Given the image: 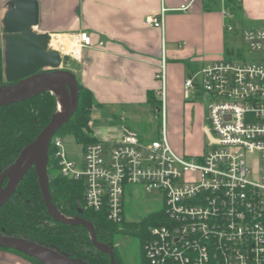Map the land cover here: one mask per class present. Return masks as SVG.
Here are the masks:
<instances>
[{"label":"built area","instance_id":"built-area-1","mask_svg":"<svg viewBox=\"0 0 264 264\" xmlns=\"http://www.w3.org/2000/svg\"><path fill=\"white\" fill-rule=\"evenodd\" d=\"M164 12L148 23L163 28ZM225 15L230 18L225 30L232 33V16ZM74 39L94 48L87 32ZM242 41L251 52L264 53V30L245 29ZM166 65L163 54L156 92L160 140L146 142L123 127L115 143L85 146L77 169L54 137L59 174L85 180V209L105 211L113 223L124 218L127 187L142 185L162 195L166 223L151 230L146 264H264V66L226 55L192 73L185 95L207 100L209 143L200 157H184L168 137ZM249 154L260 157L258 179L248 166Z\"/></svg>","mask_w":264,"mask_h":264},{"label":"crops","instance_id":"crops-1","mask_svg":"<svg viewBox=\"0 0 264 264\" xmlns=\"http://www.w3.org/2000/svg\"><path fill=\"white\" fill-rule=\"evenodd\" d=\"M10 1L0 0L3 53L4 18ZM37 1L40 17L34 29L36 33L74 39L81 32H87L92 37L94 48L79 45L78 51L68 54L72 56L69 64L74 67L69 69L91 91L96 108H107L117 121L113 133L107 137L117 138L115 142L123 127L138 133L131 123L135 124L141 111L155 115L156 110L148 100L153 97L159 102L156 92L161 89V82L157 75L163 54L167 63V113L170 109L173 127L184 135L187 128L198 127L194 123L197 106L185 95L187 79L193 72L234 52L231 46L238 48L230 44L229 35L234 41H242L243 30H264V0H239L238 9L231 15L235 23L232 33L225 30V24L230 21L225 13L230 12L223 0ZM184 6L186 9L182 10ZM163 10V28L148 23ZM100 43L104 45L100 47ZM205 128L202 126L199 130L202 148L195 149L192 156L170 143L172 149L180 156L200 157L205 152ZM93 134L102 144H109L107 139L103 142L94 131ZM0 264L27 263L16 254L0 250Z\"/></svg>","mask_w":264,"mask_h":264},{"label":"trees","instance_id":"trees-1","mask_svg":"<svg viewBox=\"0 0 264 264\" xmlns=\"http://www.w3.org/2000/svg\"><path fill=\"white\" fill-rule=\"evenodd\" d=\"M223 2L231 15L238 9L239 0H223ZM226 55L234 56V52H228ZM241 55L238 54L237 57ZM68 65L69 60L66 58L63 69L71 72ZM5 84H14V82H8L4 77L3 49L0 47V88ZM79 87L78 110L59 132L74 135L85 148L89 144L99 142L91 127L96 105L91 91L80 83ZM148 101L152 102L153 109L159 111L160 106L156 107L159 102L155 98L153 100V97H150ZM58 110L59 101L51 92L0 108V174L17 160L23 149L36 140ZM48 175L52 202L58 212L66 218H80L91 223L98 242L113 250L118 264L125 263L115 247L117 237L129 236L137 239L144 252V247L151 237V230L166 223L163 209L139 222H127L123 218L120 223L109 221L105 211L95 212L85 209V180L75 181L60 176L59 161L53 141L49 149ZM0 234L22 238L51 248L79 264H111L109 254L95 247L87 228L58 222L48 213L35 169L25 176L15 194L0 210ZM0 250L20 255L28 264H41L15 250L6 248ZM142 264H146L145 256Z\"/></svg>","mask_w":264,"mask_h":264},{"label":"water","instance_id":"water-1","mask_svg":"<svg viewBox=\"0 0 264 264\" xmlns=\"http://www.w3.org/2000/svg\"><path fill=\"white\" fill-rule=\"evenodd\" d=\"M39 17L37 0H12L7 5L4 18V77L16 84L0 88V108L51 92L58 101H62V109L59 107L36 140L23 149L17 160L0 174V210L15 194L25 176L35 169L48 213L53 219L87 228L95 247L109 254L111 264H118L113 250L98 242L91 223L80 218L64 217L52 202L48 175L49 149L53 138L77 112L80 87L75 74L63 69L62 54L50 49L51 36L34 31L39 25ZM0 248L15 250L41 264H79L51 248L22 238L0 234Z\"/></svg>","mask_w":264,"mask_h":264},{"label":"rangeland","instance_id":"rangeland-1","mask_svg":"<svg viewBox=\"0 0 264 264\" xmlns=\"http://www.w3.org/2000/svg\"><path fill=\"white\" fill-rule=\"evenodd\" d=\"M232 23L235 24L234 21ZM229 36V38L231 39L230 44L236 46L238 45V48H236L235 46H231V49L235 48L234 56L231 57L239 62H257L261 63L264 66V53L251 52L248 46L243 41H234L232 40L234 37L232 35ZM238 54L242 55L240 57H237ZM62 56L64 57V60L68 58L69 62H71L72 56L66 54H62ZM68 68L73 69L74 67L72 66V64H69ZM188 101H190V103L196 104L197 106V108L194 109V123L195 126L198 125L197 129H191V127L187 128L186 133L184 135H181L179 132L180 129H176L173 127L172 123L174 120L172 119V112L169 109V113H167L169 121L168 136L173 147L175 145L177 149H181L186 155L192 156V152L195 151V149L201 150L202 148V141L200 138L201 134L199 132L200 128L202 126H209L208 102L205 97L195 95H191ZM157 106L159 108L160 103H157L156 107ZM109 112L110 110H107V108H94L92 117V129L101 140H104L103 142H105L107 139V142L111 144V142H115L114 140H116L117 138L107 137L109 136V134L113 133L112 129L113 127H115L117 121H115V119L110 115ZM161 117L162 114H160V112L157 110L155 115H152L147 111H141L137 116V121H134L135 124L131 123V125H133V127L139 133L141 139H143L144 141L152 142L154 140H160ZM196 133L198 134V136H196ZM204 134L205 135L203 138V142L205 143L206 141L205 148L207 149L209 138L206 133ZM56 137H59L62 140L64 151L67 153V159L69 161L75 162L77 169H79L84 159L85 151L83 145L80 144L77 141L76 137L72 134L59 132ZM106 150H109V147H106ZM248 166L253 173V177L255 179H258L260 175V157L258 155L254 156L249 154ZM50 174L52 175L53 173L51 172ZM163 208L164 202L160 193H147L142 185L129 186L126 188L124 197V218L127 222H139L148 215L156 213ZM115 247L125 264H142L145 254L137 239L129 236H119L115 240ZM20 257L27 263V260L24 257Z\"/></svg>","mask_w":264,"mask_h":264},{"label":"bare ground","instance_id":"bare-ground-1","mask_svg":"<svg viewBox=\"0 0 264 264\" xmlns=\"http://www.w3.org/2000/svg\"><path fill=\"white\" fill-rule=\"evenodd\" d=\"M80 46L77 44L76 40L69 38L67 36L54 35L51 38L50 49L57 50L62 54H70L72 52L78 51ZM60 110L62 109V101L59 100Z\"/></svg>","mask_w":264,"mask_h":264},{"label":"flooded vegetation","instance_id":"flooded-vegetation-1","mask_svg":"<svg viewBox=\"0 0 264 264\" xmlns=\"http://www.w3.org/2000/svg\"><path fill=\"white\" fill-rule=\"evenodd\" d=\"M9 82V81H8ZM14 84H16V82H14ZM14 84H5V85H14ZM4 85V86H5ZM7 181H5V185H6Z\"/></svg>","mask_w":264,"mask_h":264}]
</instances>
